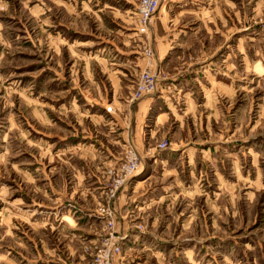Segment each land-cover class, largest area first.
Returning <instances> with one entry per match:
<instances>
[{
  "label": "rangeland",
  "instance_id": "rangeland-1",
  "mask_svg": "<svg viewBox=\"0 0 264 264\" xmlns=\"http://www.w3.org/2000/svg\"><path fill=\"white\" fill-rule=\"evenodd\" d=\"M136 7L0 0V264H264V0Z\"/></svg>",
  "mask_w": 264,
  "mask_h": 264
},
{
  "label": "built area",
  "instance_id": "built-area-1",
  "mask_svg": "<svg viewBox=\"0 0 264 264\" xmlns=\"http://www.w3.org/2000/svg\"><path fill=\"white\" fill-rule=\"evenodd\" d=\"M161 2L162 0H137L135 13L137 29L140 33L146 34L149 31ZM148 54L151 56V52ZM157 81L158 80L155 72L151 71L150 69L142 70L135 84V93L132 96V100L155 92ZM106 110L110 111L111 106H106ZM131 155L133 160H137V155L134 152H132ZM116 250H118V247H116ZM99 264H112L109 251H105L100 255Z\"/></svg>",
  "mask_w": 264,
  "mask_h": 264
},
{
  "label": "crops",
  "instance_id": "crops-1",
  "mask_svg": "<svg viewBox=\"0 0 264 264\" xmlns=\"http://www.w3.org/2000/svg\"><path fill=\"white\" fill-rule=\"evenodd\" d=\"M161 59V58H160Z\"/></svg>",
  "mask_w": 264,
  "mask_h": 264
}]
</instances>
